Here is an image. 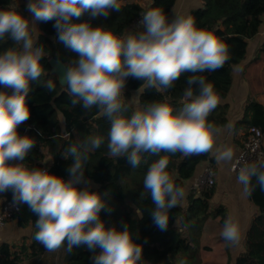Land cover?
Masks as SVG:
<instances>
[{
    "label": "clouds",
    "instance_id": "9594fccd",
    "mask_svg": "<svg viewBox=\"0 0 264 264\" xmlns=\"http://www.w3.org/2000/svg\"><path fill=\"white\" fill-rule=\"evenodd\" d=\"M25 7L31 19L18 11V0L0 7V46L13 42L0 50V195L11 192L13 207H28L36 217L34 238L47 251L66 244L68 252L86 248L93 264H141L142 245L133 239L129 223L107 227L101 219L102 210L111 211L106 207L110 192L78 186L87 183L90 154L105 142L107 155L125 158L131 168L140 166L144 153L157 157L144 174L140 197L150 198L149 214L160 231L167 230L170 210L186 196L168 171L170 155L212 154L218 163L237 171L243 195L254 190L253 178L264 191V160L249 163L236 158L231 147L218 146V138L230 133L231 126L208 120L218 98L201 74L221 69L229 59L227 45L213 31L197 27L191 15L176 14L169 20L159 7L142 11L138 27L122 34L93 23L107 18L110 10L120 11L119 0H26ZM85 12L89 19L81 21ZM49 22L57 42L74 56L67 61L58 58V82L55 76L41 85L50 94L63 87L72 107L79 105L85 114L95 110L109 124L106 137L89 134L64 147L63 158L72 161L68 179L29 166L26 158L36 142L19 132L30 119L27 97L32 82L49 76L41 60L50 52L37 43V23ZM185 73V102L179 111L167 96L142 101L146 90L165 93ZM129 78L142 81L131 98L124 94ZM220 236L227 247L240 244L241 227L233 214L225 217ZM176 264L188 261L178 258Z\"/></svg>",
    "mask_w": 264,
    "mask_h": 264
},
{
    "label": "trees",
    "instance_id": "16d2710c",
    "mask_svg": "<svg viewBox=\"0 0 264 264\" xmlns=\"http://www.w3.org/2000/svg\"><path fill=\"white\" fill-rule=\"evenodd\" d=\"M10 0H0V7H7ZM175 0H154L150 7H159L169 17ZM26 4H18V11L27 17ZM147 8V9H148ZM135 4L121 6L120 11L110 10L107 18L99 17L94 24H107L118 34L125 31L133 24V20L146 11ZM199 28L211 30L227 45L229 59L224 66L215 72H205L201 75L210 81L216 92L217 98H225L232 84L233 70L241 63L247 53V40L255 37L264 16V0H201V7L190 14ZM81 21L89 19L85 12ZM39 30L38 44H44L50 55L42 58L41 63L49 70L51 58H61L67 61L74 54L56 40L52 22L37 23ZM8 42L0 46L3 50L12 46ZM264 53V46L261 49ZM185 73L176 82L171 90L158 93L154 89L146 90L141 97L143 102L163 100L167 96L168 102L179 111L183 106V89L186 87ZM56 79L54 75L41 78L39 82H32L31 91L27 97L30 108V119L19 126L21 135H28L35 139V146L28 154L26 163L31 167L47 168L51 173L69 178L67 168L72 163L62 156V151L67 144L82 140L89 134H100L106 137L109 124L106 118L93 113L85 114L77 105L69 104L70 98L67 91L62 92L58 86L54 93H48L41 83L44 79ZM142 81L129 78L126 83L125 96L130 98V91L137 90ZM227 106L217 105L208 117L210 122L217 126L227 124ZM94 125V126H93ZM240 126H253L264 135V105L258 101H250L247 105L245 116L238 123ZM65 132L69 133L66 137ZM47 155L52 157V163L47 167L42 163ZM163 154V153H162ZM210 154L184 157L177 153L170 155L168 171L174 182L184 188L185 183L196 178L200 173V165L209 161ZM157 157L144 153L138 168H131L125 158H111L107 155L106 142L91 153L86 164L85 181L89 183L92 191L99 193L110 192L107 208L102 210L101 219L107 227L129 223L133 239L142 245L141 264H176L178 258L188 261V264H203L202 255L209 251L208 247L201 246V233L204 224L209 219L220 218L223 224L226 214L219 207L209 213V200L214 195V187L202 190L195 198L191 192L189 205L184 210L181 204L170 210L169 224L166 231H160L153 223L149 208L152 207L150 198H141L142 182L149 165ZM80 188L85 186L78 185ZM253 191L248 195L250 201L258 208V215L252 221L245 237V249L238 255L232 264H264V191L260 189L253 178ZM0 199L12 201V193L0 195ZM17 226L34 227L36 217L26 205H20L19 211L14 215ZM67 245L61 247L63 254L60 256L61 264H93L92 255L86 248H73L66 251ZM47 251L39 242L22 244L17 249L9 244L0 246V264H17L25 258L40 257Z\"/></svg>",
    "mask_w": 264,
    "mask_h": 264
},
{
    "label": "crops",
    "instance_id": "0c3cea01",
    "mask_svg": "<svg viewBox=\"0 0 264 264\" xmlns=\"http://www.w3.org/2000/svg\"><path fill=\"white\" fill-rule=\"evenodd\" d=\"M154 0H119L121 6H126L128 4H135L143 9H147L153 3ZM201 7V0H175V4L172 7L169 15V20H171L176 14L190 15L194 10ZM132 25L125 31L134 30ZM264 46V16L261 19V25L257 35L249 40H247V53L245 58L237 65L233 70V80L229 92L225 98H218V105L227 106V125L231 126V132H224V134L218 138V146H229L234 152V156L237 157L239 151L242 148L243 135L246 127L240 126L237 129V125L245 116L247 105L250 101H258L264 105V53L261 49ZM10 91V90H9ZM94 126V125H93ZM264 148V139H263ZM46 158L51 157L47 155V150L43 149ZM52 163V158L48 161V165ZM207 164H211L214 172V195L209 200V213L213 212L215 209L221 207L226 214H233L239 223H243V232L241 235V243L236 246L237 251L235 253V258L243 253L245 249V237L249 230V227L258 215V208L250 201L248 196L242 194L241 185L236 181L235 176L231 171V165L218 163L214 156L210 154L209 161L200 165V173L203 167ZM199 173V174H200ZM195 179V178H194ZM189 180L185 183L184 189L186 196L181 202V207L186 210L189 205V195L191 194L190 187L193 180ZM195 198L198 195L194 196ZM4 200L0 199V207ZM220 218L209 219L207 223H219ZM33 227H19L16 222L12 220L5 227L0 229V246L2 244H9L11 247L17 249L22 244H31ZM207 227L201 233V246L208 247L204 245L205 239H210L207 235ZM209 251L203 253V264H232L229 263L228 257L225 252H221L219 258H226L225 262H213L207 260V255L214 254V249L208 247ZM55 252L63 254L62 249ZM55 252H46L40 257L36 258H25L17 264H22L24 262H31L36 260L38 264L39 260L48 255H54ZM28 260V261H27ZM42 262V260H41ZM40 262V263H41ZM61 262V261H60ZM43 264H50L49 259ZM61 264V263H56Z\"/></svg>",
    "mask_w": 264,
    "mask_h": 264
},
{
    "label": "built area",
    "instance_id": "2783aa9c",
    "mask_svg": "<svg viewBox=\"0 0 264 264\" xmlns=\"http://www.w3.org/2000/svg\"><path fill=\"white\" fill-rule=\"evenodd\" d=\"M141 15L133 20L132 26L138 27V21ZM244 139L242 142V148L239 151L236 158H241L243 161L249 163L264 160V148H263V133L256 127L248 126L245 129ZM231 171L236 178L237 171ZM215 172L211 164H207L203 167L201 173L193 180L190 191L195 195L199 194L202 190L211 188L214 185ZM19 211V207H13L12 201L4 200L0 207V229L5 227L9 222L14 220V215Z\"/></svg>",
    "mask_w": 264,
    "mask_h": 264
},
{
    "label": "rangeland",
    "instance_id": "374dc122",
    "mask_svg": "<svg viewBox=\"0 0 264 264\" xmlns=\"http://www.w3.org/2000/svg\"><path fill=\"white\" fill-rule=\"evenodd\" d=\"M18 4H26V0H18ZM27 17L29 19H31V14L28 11H27ZM80 185L90 186L89 183H86V184L82 183ZM239 224L241 227V235H242L244 224L243 223H239ZM222 226H223V224H220V222L219 223L211 222L208 225L204 224V226L202 228V231H203L207 227V232H208L207 235L210 237V239H205L203 244L208 246V247H212L214 249V254L207 255V257H206L208 262L209 261L225 262L226 258H224V256H222V258H219V255H221V252L226 253V256L228 257L229 263L233 262L235 259V253H236L238 248L227 247L225 245V242L223 241L222 237L220 236V231L222 229ZM46 259H49L50 264L60 263V253L55 252L54 255H52V256L48 255V257H44L41 259L42 262H41V260H39L38 264H43L46 261ZM35 262H36V260L31 261V262H24L22 264H36L37 262L36 263Z\"/></svg>",
    "mask_w": 264,
    "mask_h": 264
},
{
    "label": "water",
    "instance_id": "95a60500",
    "mask_svg": "<svg viewBox=\"0 0 264 264\" xmlns=\"http://www.w3.org/2000/svg\"><path fill=\"white\" fill-rule=\"evenodd\" d=\"M56 59H53V58H51L50 60H49V66H50V69L48 70V74L49 75H54V76H56L57 77V82H58V76H59V68H58V66H57V64H56ZM61 88V91L62 92H64V91H66L63 87H60ZM136 91L137 90H132V91H130V98L134 95V94H136ZM146 92V91H145ZM145 92L143 93V95L145 94ZM142 95V96H143ZM44 166L45 167H47L48 166V161L46 162V163H44ZM35 228H34V230H33V233H32V237H31V241L34 243V242H37L36 240H35V238H34V234H35ZM91 253V252H90ZM92 254V253H91Z\"/></svg>",
    "mask_w": 264,
    "mask_h": 264
}]
</instances>
